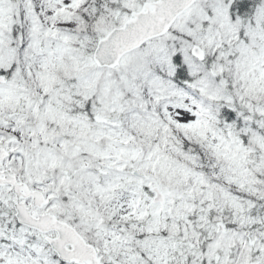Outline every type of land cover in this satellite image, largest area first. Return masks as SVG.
<instances>
[{
  "label": "snow or ice",
  "instance_id": "6c2138e0",
  "mask_svg": "<svg viewBox=\"0 0 264 264\" xmlns=\"http://www.w3.org/2000/svg\"><path fill=\"white\" fill-rule=\"evenodd\" d=\"M0 264H264V0H0Z\"/></svg>",
  "mask_w": 264,
  "mask_h": 264
}]
</instances>
